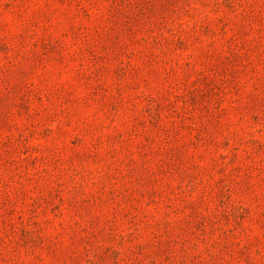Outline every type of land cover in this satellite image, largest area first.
<instances>
[{
  "label": "rangeland",
  "instance_id": "1",
  "mask_svg": "<svg viewBox=\"0 0 264 264\" xmlns=\"http://www.w3.org/2000/svg\"><path fill=\"white\" fill-rule=\"evenodd\" d=\"M0 264H264V0H0Z\"/></svg>",
  "mask_w": 264,
  "mask_h": 264
}]
</instances>
